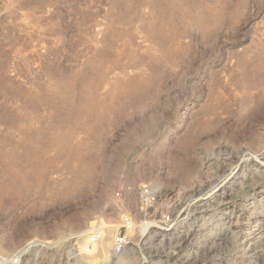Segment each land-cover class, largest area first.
Returning <instances> with one entry per match:
<instances>
[{"label": "rangeland", "instance_id": "374dc122", "mask_svg": "<svg viewBox=\"0 0 264 264\" xmlns=\"http://www.w3.org/2000/svg\"><path fill=\"white\" fill-rule=\"evenodd\" d=\"M1 186L7 264H264V0H0Z\"/></svg>", "mask_w": 264, "mask_h": 264}, {"label": "built area", "instance_id": "2783aa9c", "mask_svg": "<svg viewBox=\"0 0 264 264\" xmlns=\"http://www.w3.org/2000/svg\"><path fill=\"white\" fill-rule=\"evenodd\" d=\"M159 200V192L154 186H146L140 190L139 194V203H140V209L143 212H148L154 208V206L158 203ZM167 223V222H165ZM145 223L140 222L137 223V221L134 219L132 215H125L122 220V226L120 229V232H118L114 238H113V254L115 257H123L128 252L132 238L130 236V233L132 231H139L142 230ZM150 229V228H149ZM149 231V230H148ZM103 239L102 232H96L93 233L89 239L86 247L89 249L90 246L98 243ZM35 244V243H33ZM24 251H21L22 254ZM18 260L15 259L16 263ZM0 264H7L3 259L0 260ZM13 264V263H10Z\"/></svg>", "mask_w": 264, "mask_h": 264}, {"label": "bare ground", "instance_id": "6f19581e", "mask_svg": "<svg viewBox=\"0 0 264 264\" xmlns=\"http://www.w3.org/2000/svg\"><path fill=\"white\" fill-rule=\"evenodd\" d=\"M129 83H124V84H119V86H120V88H122V87H129ZM15 175V177L16 178H18V179H21L22 178V176H21V174H19V173H14ZM0 189H1V191H2V193L4 192V187L2 188V186L0 187ZM208 199V198H207ZM201 200H204V198H201ZM152 227V224L151 223H148V224H145L144 225V227L142 228V230H141V233H142V237L144 238V237H147L148 236V230H149V228H151ZM103 244H102V249H101V251L102 252H106V250H107V246H108V244H107V242H105V241H103L102 242ZM44 245V244H43ZM129 250L132 252H134V246L133 245H131L130 246V248H129Z\"/></svg>", "mask_w": 264, "mask_h": 264}]
</instances>
